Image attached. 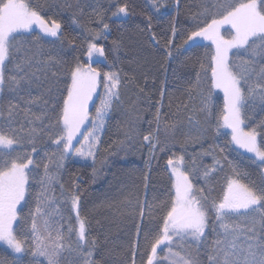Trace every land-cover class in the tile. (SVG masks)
<instances>
[{
  "label": "trees",
  "instance_id": "trees-1",
  "mask_svg": "<svg viewBox=\"0 0 264 264\" xmlns=\"http://www.w3.org/2000/svg\"><path fill=\"white\" fill-rule=\"evenodd\" d=\"M200 3L201 0H156L153 6L152 0H30L32 7H39L40 14L49 25L53 21L61 25L59 38H49L32 30L16 33L14 43L21 48H33L34 38L39 37L42 55L38 59L43 61L47 56H53L60 61L48 70L49 81L58 79L63 86L59 105L62 107L63 96L67 95V86L71 82L70 70L77 64L89 66L100 73L99 92L90 109V121L84 129V136L94 129L96 110L107 92L104 73H117L121 84L120 99L113 103L104 117V126L96 134L99 143L95 164L92 159L83 162L72 155H66L64 166L58 169L56 163L59 162V150L46 137H38L37 151L34 153L27 143L26 135L20 145H14L10 150L12 156L32 153L34 160L29 173L27 203L23 202L19 208V220L14 227L20 239L27 237V248L32 247L29 212L35 208L36 194L41 191L43 164L48 160L45 153L56 154L50 165L55 179L47 185L46 210L53 213L52 220L56 226H62L67 233L69 225L77 226V221L71 208V200L62 196V191H75L81 197L79 211L81 217L87 220L88 232V244L81 247L85 252L91 250L93 260L98 264H131L133 253L130 246L137 238V224L141 222L139 207L133 208L137 200L145 207L144 229L150 223H163L162 217L166 214V209L162 211L157 208L153 211L152 215L157 220H152L147 215V209L149 205L160 201H170L171 196H174L173 178L167 167L170 158L175 160L183 157L180 159L181 170L189 175L194 189H203L204 195L217 202L222 198L230 177L240 178L242 183L257 179L261 166L258 162L253 163L255 159L251 155L232 144L229 131L223 127V97L212 87L211 64L214 52L211 45L195 43L184 46L179 51L176 48L190 31L195 30L196 22L192 16L199 12ZM122 5L128 9L127 15L114 16L113 13ZM105 24L108 25L107 29H104ZM173 24L177 29L175 35L172 33ZM96 32H100V35L92 40ZM169 39L174 41L170 48ZM90 40L103 49L104 61L89 63L86 60ZM114 42H118L119 47ZM169 50L173 52L171 57L168 56ZM241 59H248L243 49L230 52L229 60L233 64ZM202 64L204 69H201ZM36 67L42 65L34 61L33 68ZM11 68L12 63L9 62L7 69ZM7 69L6 75L11 74ZM198 71L199 87L190 90ZM52 72H56L57 77H52ZM40 75L43 76V73ZM42 91L43 89L33 86L30 89L31 95L25 90L12 93L6 87L0 92V103L11 100L20 106L21 111L14 116V127H29L23 109L28 108L35 114L41 112L39 104H29L27 101L33 96L41 95ZM205 97H208V107L201 111ZM43 99L49 97L45 95ZM157 108L161 117L158 133L154 118ZM5 118L0 117V120ZM243 118L244 128L250 130L264 120V109L259 104L253 107L249 102L248 107L243 110ZM47 123L48 120L43 121V124ZM165 124L175 125L174 131H170L167 136L164 132ZM42 126L40 121H33L31 125L37 128ZM257 131L264 129L258 128ZM148 133H153L160 141L154 155L150 151L151 146L143 140ZM189 136L198 137V140L186 142ZM262 139L264 138L258 136V144L262 143ZM81 140L80 137L78 143ZM59 148L62 150V147ZM214 161L218 163L206 181L203 172L206 167H212ZM237 173L240 174L239 177ZM244 173L249 176L244 177ZM209 217L210 220L214 219V213L210 212ZM232 219L240 222L243 217L234 216ZM214 238L209 229L207 240L211 242ZM93 240L96 241L94 247L91 244ZM76 241V234L73 233L70 242L75 245ZM139 243L140 249L135 254V262L144 264L146 256L142 255L143 230L139 234ZM159 247L161 250L158 251V256L162 259L167 247ZM173 247L179 250L175 245ZM184 247H190L193 254L196 253L195 242L188 240L184 242ZM199 255L203 264H207V253L203 247L200 248ZM36 259L40 264H47L43 257L33 258L30 251L17 257L0 245V261L5 264H35ZM71 259V255L65 251L61 264H71Z\"/></svg>",
  "mask_w": 264,
  "mask_h": 264
},
{
  "label": "snow or ice",
  "instance_id": "snow-or-ice-1",
  "mask_svg": "<svg viewBox=\"0 0 264 264\" xmlns=\"http://www.w3.org/2000/svg\"><path fill=\"white\" fill-rule=\"evenodd\" d=\"M152 2L155 6L156 0ZM127 11V7L122 5L113 15L119 13L127 15ZM192 19L196 22L195 30L190 31L187 38L176 46L177 51L196 37H203L215 44L216 54L212 56L211 64L212 87L224 90L226 110L223 116L224 123L232 129V140L241 148L255 154L257 160L253 163L258 162L261 166L260 174L257 179H249L248 183H242L240 178L230 177L222 198L217 202L204 195L203 189H194L189 175L179 171L170 158L168 165L172 167L175 177L173 183L175 195L171 196L170 201H160L158 204L149 205L147 209V215L152 220H157L152 215L155 209L159 208L162 211L166 209V214L162 217L163 223L159 224L158 221L155 225L150 223L144 229L145 207L139 200L133 205L134 209L136 207L140 209L141 222L137 224V238L130 246L133 253L131 264H136L135 254L140 249L141 230L144 231L142 253L146 256L144 264H164L165 261L167 264H203L199 255L201 247L206 250L207 264H264V139L261 144L257 142L258 136L264 138V131H257L258 128L264 129V120L248 131L241 127L244 124L243 110L248 107L249 102L253 107L259 104L264 109V0H201L200 10L193 14ZM33 24L38 25L42 32L59 38L61 25L55 21L49 25L40 14L39 7H32L30 0L29 2L0 0V92L6 87L12 93L25 90L31 95L30 89L33 86L43 89L41 95L33 96L27 101L29 104H39L41 112L35 114L28 108L22 110L29 124L27 129L23 125L19 128L13 126L15 114L21 111L18 104L11 100L0 103V117H6L0 120V149L4 150L0 151V242L7 244L16 254L30 251L33 258L43 257L47 264H61L65 251L72 257L71 264H98L93 260L92 251L85 252L81 247L88 244L87 220L81 217L79 211L81 197L75 191L70 193L62 191V196L71 200V208L76 212L78 225L70 224L67 233L62 226H56L52 220L53 213L46 210L47 185L55 179L50 171L55 153L52 155L45 153L48 160L43 164L41 191L36 194L35 208L29 212L32 236L30 249L26 247L27 237L20 239L13 227V222H18L20 215L17 206L21 205V202L27 203L29 173L32 171L30 166L34 164L32 153L37 151L38 137H46L56 145L59 150V162L56 163V167L62 168L66 155L70 153L73 137L80 131V126L88 117L87 104L96 90V78L100 75L96 69L80 64L72 68L71 83L67 86V95L63 96L61 107L59 99L63 86L59 84L58 79L49 81L48 78L50 67L53 64L58 65L60 61L53 56H47L43 61L38 59L42 55L39 37L34 38L33 48H21L14 43L15 34L19 30L30 29ZM224 24H230L235 30L231 40H224L220 36V26ZM107 28L108 25L105 24L104 29ZM176 31L173 24V35ZM99 35L100 32H96L92 40ZM114 43L119 47L118 42ZM173 43L174 41L169 39L168 47L170 48ZM230 49H243L248 59H241L233 64L229 60ZM93 52L103 55V49L97 48L90 40L89 57ZM172 55L173 52L169 50L168 56ZM34 61L42 67L33 68ZM9 62L12 63L11 69H7ZM6 69L11 74L6 75ZM201 69H204L203 64ZM40 73H43V76ZM51 75L57 77L56 72H52ZM104 80L107 92L96 110L99 124L86 136L88 150L78 149L76 152L80 157H92L93 164L99 143L96 131L104 126V116L111 110L113 103L120 99L119 75L104 73ZM199 83L198 71L190 90L199 87ZM45 95L49 99H43ZM210 95L209 91L208 97ZM208 97H205L201 111L207 110ZM154 118L158 133L161 121L159 108ZM44 120H48V123L43 124ZM33 121H40L43 126L31 127ZM174 129V124H165V135ZM25 135L28 137L27 143L32 147V153L24 152L12 156L10 150L14 145H20ZM143 140L151 146L150 151L154 155L160 141L153 133L144 135ZM196 140L198 137L186 138V142ZM61 144L62 150L59 148ZM217 163L218 161H214L212 167H206L203 172L206 181ZM36 167L39 168V165ZM95 172L94 168L93 173ZM239 176L237 173V177ZM243 176L248 177L249 174L244 173ZM147 179L146 174V182ZM73 183L75 187V182ZM61 189L63 190V185ZM111 206L110 204L109 207ZM210 212L214 213V219L210 220ZM234 216H242L243 219L235 222L232 219ZM209 229L215 237L211 242L207 240ZM73 233L77 237L75 245L70 242ZM188 240L196 243L195 254L190 247H184V242ZM95 243V240L91 242L93 247ZM165 245L167 251L161 259L158 256V251L161 250L159 246ZM174 245L179 250H175ZM0 264L5 262L0 261ZM35 264H40V261L36 259Z\"/></svg>",
  "mask_w": 264,
  "mask_h": 264
},
{
  "label": "rangeland",
  "instance_id": "rangeland-1",
  "mask_svg": "<svg viewBox=\"0 0 264 264\" xmlns=\"http://www.w3.org/2000/svg\"><path fill=\"white\" fill-rule=\"evenodd\" d=\"M119 15H123V13H119ZM32 30H37V31H39L41 34H43L46 37L55 38V37H52V36H50V35L42 32L41 29L39 28V26L36 25V24H33L32 27L30 29H28V30H19L17 33H20V32H29V31H32ZM234 35H235V30L231 27L230 24H224V25H221L220 26V36L224 40H231ZM195 43H207V44L211 45V47L213 49V52H214L213 56L216 54V46H215V44H213V42L211 40L205 39L203 37H196V38H194L193 41H189V43L187 45H185V46L187 47V46H190V45L195 44ZM233 50H235V49H230L229 50V54ZM86 60L89 63H92V62H95V61H100V62L101 61H104V58H103V56L99 52H93L92 56L89 57V55H88V46H87ZM85 67H89V66H85ZM213 89H214V91L220 93L222 95V97H223V101H224V114H225V111L226 110H225V94H224V90L223 89H217V88H213ZM98 92H99V76L96 78V90L92 93V98L88 101V104H87L88 117L85 119L84 123L80 126V131L77 132L76 135L73 137L72 145H71V148H70V153L68 154V155H72L76 160L83 161V162L90 161L92 159V157H80V156L76 155V152H77L78 149H83L84 151H87L88 150V143L86 141V136L89 133H87L84 136L83 135V132H84V129L87 127L89 121H90V109H91L92 104L94 103L95 99L97 98ZM101 103H102V101L100 102L99 107H100ZM96 116H97V112H96V114L94 116V120H93V125H95V127L99 124V121L96 119ZM223 127H224L225 130L229 131V134H230V137H231V142H232V144L234 146L242 149L243 151H245L246 153H248L249 155H251L255 160H257V158L255 157V154L254 153H250L246 149L241 148L238 144H236L232 140V129L231 128L227 127V125L225 123L223 124ZM241 127L243 128L244 131H248V130H246L244 128V125L243 124L241 125ZM97 131H96V134H97ZM80 137H81L82 140L78 143V140L80 139ZM257 142H258V137H257ZM60 147H62V149H63V144H61ZM173 164H174L175 167L178 168L179 171H182L181 170V160L180 159L173 160ZM167 167H168V169H169V171H170V173L172 175L173 183H174L175 177L173 176V173H172V167H170L168 165V162H167ZM174 195H175V189H174ZM22 204H23V202H21V205ZM21 205H18L17 206L18 209L21 207ZM75 214H76V212H75ZM16 223H17V221H14L13 222V227H15V224ZM0 245H2L5 248H7L13 255H15L17 257L22 255V254H16V253H14L13 250L11 248H9L8 245L5 244L4 242H0Z\"/></svg>",
  "mask_w": 264,
  "mask_h": 264
}]
</instances>
